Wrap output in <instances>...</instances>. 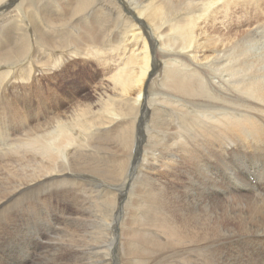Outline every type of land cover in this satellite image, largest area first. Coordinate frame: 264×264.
I'll list each match as a JSON object with an SVG mask.
<instances>
[{
	"label": "bare ground",
	"instance_id": "bare-ground-1",
	"mask_svg": "<svg viewBox=\"0 0 264 264\" xmlns=\"http://www.w3.org/2000/svg\"><path fill=\"white\" fill-rule=\"evenodd\" d=\"M0 264H264V0H0Z\"/></svg>",
	"mask_w": 264,
	"mask_h": 264
},
{
	"label": "rangeland",
	"instance_id": "rangeland-1",
	"mask_svg": "<svg viewBox=\"0 0 264 264\" xmlns=\"http://www.w3.org/2000/svg\"><path fill=\"white\" fill-rule=\"evenodd\" d=\"M171 1H173V0H171ZM142 34H144V33L142 32ZM83 67H84V69L75 68L72 71V73L75 72V73H79L81 75V76H78L75 81H70L69 79H71V78L66 79V82H64V85L62 87V89L64 90L63 96L64 95L66 97H68V96L74 97L75 96V98L80 97L81 101H87L88 98H91V95H94V96L96 95L97 89H100L103 86L102 73H101L100 68L98 67L97 64L91 63L90 66L87 65V66H83ZM60 86H62V83L60 84ZM35 89H34V93L30 97H23V98H27V100H29V98H30L32 100V103L35 106V108L33 110H31V109L29 110V109L25 108V111L28 110L29 111L28 115L30 114L31 116H33V113L36 114L37 109L38 110L43 109V105H44L43 102H47L49 100V97H51L50 94H48L47 91H45V89H40V90H35ZM75 100H77V98L73 99V101H75ZM25 101L26 100H24L22 102L24 103ZM70 102L71 101H67V105H69ZM45 111L46 110L44 109L42 111V113H40V117L43 115V113H45ZM37 114H39V113H37ZM35 118L37 119L36 116H33L28 120L29 126L38 122V121H36ZM38 119H42V118H38ZM15 210H17V209H15ZM11 211H14V208ZM230 221L231 220H226L225 222L228 223Z\"/></svg>",
	"mask_w": 264,
	"mask_h": 264
}]
</instances>
